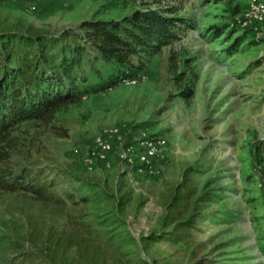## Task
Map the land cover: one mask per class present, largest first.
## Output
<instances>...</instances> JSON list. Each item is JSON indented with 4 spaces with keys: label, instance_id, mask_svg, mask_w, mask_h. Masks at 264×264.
Wrapping results in <instances>:
<instances>
[{
    "label": "rangeland",
    "instance_id": "374dc122",
    "mask_svg": "<svg viewBox=\"0 0 264 264\" xmlns=\"http://www.w3.org/2000/svg\"><path fill=\"white\" fill-rule=\"evenodd\" d=\"M251 1L0 0V29L82 33L149 8L192 25L132 56L134 84L87 44L79 100L17 125L15 169L60 200L0 189V264H264V21L240 22ZM106 126L165 136L153 171L119 148L90 167Z\"/></svg>",
    "mask_w": 264,
    "mask_h": 264
},
{
    "label": "trees",
    "instance_id": "16d2710c",
    "mask_svg": "<svg viewBox=\"0 0 264 264\" xmlns=\"http://www.w3.org/2000/svg\"><path fill=\"white\" fill-rule=\"evenodd\" d=\"M168 11L174 13L175 7ZM190 26L186 16L149 8L122 19L84 20L82 33L0 29V189H30L44 200H60L40 178L24 183L28 170L13 165L19 147L14 130L29 120L51 124L60 108L79 100L80 81L88 80L83 71L87 44L96 48L98 59L114 61L121 74L136 75L132 56L160 51Z\"/></svg>",
    "mask_w": 264,
    "mask_h": 264
},
{
    "label": "built area",
    "instance_id": "2783aa9c",
    "mask_svg": "<svg viewBox=\"0 0 264 264\" xmlns=\"http://www.w3.org/2000/svg\"><path fill=\"white\" fill-rule=\"evenodd\" d=\"M264 21V0H252L244 11L242 26L249 23ZM120 80L126 84H134L138 81L137 75H131L129 71L120 75ZM128 137L119 126L103 127L89 147L87 163L90 167L101 163L110 165L109 155L115 148L121 150L122 157L130 167L137 171H153L154 162L167 145L163 135H150L145 132L133 133Z\"/></svg>",
    "mask_w": 264,
    "mask_h": 264
}]
</instances>
